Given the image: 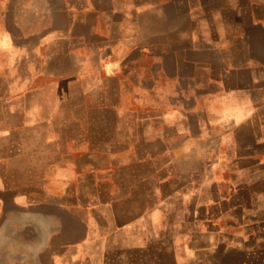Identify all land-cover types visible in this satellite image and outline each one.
Returning <instances> with one entry per match:
<instances>
[{
    "label": "crops",
    "instance_id": "1",
    "mask_svg": "<svg viewBox=\"0 0 264 264\" xmlns=\"http://www.w3.org/2000/svg\"><path fill=\"white\" fill-rule=\"evenodd\" d=\"M0 264H264V0H0Z\"/></svg>",
    "mask_w": 264,
    "mask_h": 264
}]
</instances>
